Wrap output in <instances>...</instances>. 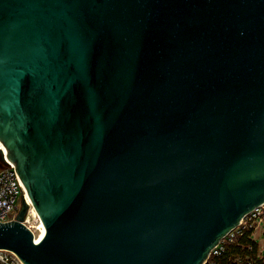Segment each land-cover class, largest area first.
<instances>
[{
  "label": "water",
  "instance_id": "water-1",
  "mask_svg": "<svg viewBox=\"0 0 264 264\" xmlns=\"http://www.w3.org/2000/svg\"><path fill=\"white\" fill-rule=\"evenodd\" d=\"M0 143L24 264H205L264 203V0H0Z\"/></svg>",
  "mask_w": 264,
  "mask_h": 264
},
{
  "label": "built area",
  "instance_id": "built-area-1",
  "mask_svg": "<svg viewBox=\"0 0 264 264\" xmlns=\"http://www.w3.org/2000/svg\"><path fill=\"white\" fill-rule=\"evenodd\" d=\"M21 190L23 194L27 195L26 189L16 171L14 163H8L6 161L3 162L0 160V223L15 218L21 205ZM24 222L27 225V216ZM263 226L264 203L249 212L233 230H231L219 241V243L210 251L208 257L205 259V264H217L215 259L212 257L217 256L224 249L225 238H228L229 241L234 240L236 236L234 230H236L238 234H241L244 230L250 228L252 230L251 237L257 241L256 236L258 234L254 235V232ZM261 234H263V232L259 233V235ZM257 243L259 242L257 241ZM257 257L264 262V248L259 247ZM0 264L24 263L14 252L6 249H0Z\"/></svg>",
  "mask_w": 264,
  "mask_h": 264
},
{
  "label": "trees",
  "instance_id": "trees-1",
  "mask_svg": "<svg viewBox=\"0 0 264 264\" xmlns=\"http://www.w3.org/2000/svg\"><path fill=\"white\" fill-rule=\"evenodd\" d=\"M251 231L249 228L237 234L233 241L225 244L220 254L212 258L217 264H264L257 257L259 245L251 237Z\"/></svg>",
  "mask_w": 264,
  "mask_h": 264
},
{
  "label": "rangeland",
  "instance_id": "rangeland-1",
  "mask_svg": "<svg viewBox=\"0 0 264 264\" xmlns=\"http://www.w3.org/2000/svg\"><path fill=\"white\" fill-rule=\"evenodd\" d=\"M29 211H30V210H29ZM28 214H29V212H28ZM37 218L39 219L37 213L32 212V217L30 218L29 221L27 220V222H28V223H27V226L33 231L34 235H35V233H37V231H38V228H37V225H38V219H37ZM261 232H263V234L259 235V233H261ZM234 233H235L236 235L238 234L236 230H234ZM254 233H255L254 235L258 234V235L256 236V240L259 242V243H258V244H259V247H260V248H264V226L261 227L260 229H258L257 231H255ZM254 238H255V237H254ZM228 242H231V241H229L228 238H225V244H227Z\"/></svg>",
  "mask_w": 264,
  "mask_h": 264
},
{
  "label": "bare ground",
  "instance_id": "bare-ground-1",
  "mask_svg": "<svg viewBox=\"0 0 264 264\" xmlns=\"http://www.w3.org/2000/svg\"><path fill=\"white\" fill-rule=\"evenodd\" d=\"M0 148H2V149L4 150V153L6 152V151H5V148L3 147V145H2L1 143H0ZM27 198H28V203L30 204V209H29L30 211H28L29 214L27 215V220L29 221L30 218L32 217V212H35V213H36V211H35V209L33 208V206L31 205L30 198H29V197H27ZM37 219H38V218H37ZM37 228H38V231H37V233H35V235H34L35 240H38V239L42 236V234H43V232H44V230H45V228H44L42 222L40 221V219H38V225H37Z\"/></svg>",
  "mask_w": 264,
  "mask_h": 264
}]
</instances>
